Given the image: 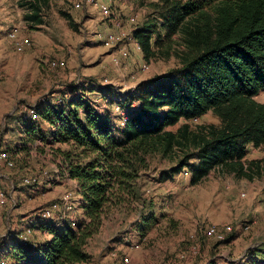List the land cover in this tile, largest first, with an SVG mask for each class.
Masks as SVG:
<instances>
[{
	"label": "trees",
	"instance_id": "16d2710c",
	"mask_svg": "<svg viewBox=\"0 0 264 264\" xmlns=\"http://www.w3.org/2000/svg\"><path fill=\"white\" fill-rule=\"evenodd\" d=\"M37 1L29 2L32 12L24 16L34 24L41 23ZM151 6L156 17L136 28L132 37L144 62L171 56L178 67L139 83L125 96L123 126L115 127L108 113L95 112L83 93L61 106L38 104L37 121L23 112L18 129L30 134V142L51 138L68 146L63 164L77 182L84 219L75 229L41 224L39 230L51 238L35 249L11 237L10 244L0 246V260L89 263L87 245L114 211L136 213V231L145 237L157 220L138 180L155 155L177 160L160 180L189 169L192 186L215 169L248 181L264 175V159L244 161L248 145H264V104L255 100L264 91V0H155ZM208 112L218 125L191 129L183 124L175 132L167 130ZM40 122L54 127L49 136ZM27 150L26 145L8 149L16 154ZM193 159L196 164L191 165ZM253 254L264 256V248Z\"/></svg>",
	"mask_w": 264,
	"mask_h": 264
},
{
	"label": "rangeland",
	"instance_id": "374dc122",
	"mask_svg": "<svg viewBox=\"0 0 264 264\" xmlns=\"http://www.w3.org/2000/svg\"><path fill=\"white\" fill-rule=\"evenodd\" d=\"M29 2L32 0H0V127L3 130L0 148L14 160V168L5 172L12 179L9 195L13 200L6 198L7 206L0 216L3 247L9 243V232L20 224L24 212L36 213L57 202L61 194L71 192L70 186L52 188V182L56 184V176L62 175L65 167L63 153L68 151L65 145L52 143L51 139L43 143L37 137L31 142L25 138L26 152L8 151L19 146L15 143L20 131L17 125L24 117V108L52 99L54 105L61 106L65 104L61 101L63 92H75L76 97L83 93L95 112L102 116L108 113L115 127H121L126 115L125 96L139 83L178 67L177 60L171 56L157 57L149 63L143 59L138 62L133 54L129 62L123 57V49L131 54L125 41L128 35L156 17L151 6L155 0H96L97 6L86 0H38L40 24L24 19L32 12ZM13 33L15 41L26 44L23 50L16 49L15 41L9 36ZM108 36L119 40L106 46ZM142 66L147 69L142 71ZM54 93H59V97L52 98ZM255 100L264 104V91ZM183 124L195 129L218 125L219 120L208 112L193 120H181L167 130L175 132ZM40 126L47 128L45 122H40ZM258 153L264 159V145ZM147 161L148 167L140 172L138 184L142 195L154 204L156 223L142 238L134 225L136 213H108L101 229L87 245L91 257L87 264H239L250 248L257 250L264 246L260 244L264 235H256L263 233L258 228H264V207L260 209L264 202V175L248 181L215 169L192 186L189 169L160 180L162 174L175 166L176 159L155 155ZM190 164H196V160ZM30 176L38 179L37 185L22 183ZM1 179L6 191H10L8 180ZM24 189L33 191L34 195L18 202V193ZM38 222L35 229L30 228L38 230L41 224L49 223ZM212 225L218 229L230 226L232 232L218 243L204 236L205 229ZM244 225L249 229L244 230ZM6 260L8 264L15 263L9 257Z\"/></svg>",
	"mask_w": 264,
	"mask_h": 264
},
{
	"label": "crops",
	"instance_id": "0c3cea01",
	"mask_svg": "<svg viewBox=\"0 0 264 264\" xmlns=\"http://www.w3.org/2000/svg\"><path fill=\"white\" fill-rule=\"evenodd\" d=\"M102 1V0H101ZM102 2H98V4ZM127 42V47H129V50L131 51V54H129L128 51H123L125 52V55H123V57L127 60V62H129L131 60V55H135V58L137 59V61H141L142 59V53H141V50L137 44V42L133 39L132 37V33L130 35H128V37L126 38L125 40ZM117 55H118V52H117ZM59 93H54L51 95L52 98L54 97H59L58 96ZM73 95H76L75 92H68V91H65L63 92V97H62V102L63 100H68L69 97H72ZM48 101H45L43 102V100H41V103H47ZM51 104H54V99L50 100L49 101ZM88 102V101H87ZM40 103V104H41ZM57 104V103H56ZM3 124V122H1ZM46 123V126L47 128L46 129H43L41 126H40V123H39V128L43 131V133L45 135H48L54 130V127L51 126L50 124H48L47 122ZM19 127V123L17 125V129ZM19 130V129H18ZM17 141L15 143H17L18 145H23V142L26 141V139L28 140L29 137H30V134L26 133V132H22L21 130L17 133ZM28 137V138H27ZM26 138V139H25ZM48 139H51V138H48ZM48 142V141H47ZM46 142V143H47ZM14 143V142H13ZM15 145V144H14ZM66 146V145H65ZM67 149H68V146H66ZM260 148H262V146L260 147H257V148H254L252 145H248L246 147V155H245V158H244V161L246 162H250V161H258V160H262V158H260L258 156V152L260 150ZM13 159V158H12ZM6 170H11V169H7L5 167H3L2 165H0V177L1 178H5L8 180L9 182V185H10V191H6L7 189H5L6 187L4 186V182H3V179H1V182H2V190L3 192L5 193L6 197L13 200L11 197H10V193L12 192V188H13V185H12V179H9L6 177ZM62 172V175H57L56 178H55V182H52V188H58V189H61L63 188L64 186H70L71 187V191L73 192V198H72V202H73V205H74V208L72 210V212L69 214V217H68V221H67V224H65L64 226H60L58 225L56 222L58 221L59 219V213H56L53 217V219L51 220V222H49L52 226H54L56 229H62V228H72V229H75L79 223L84 219V216H83V211L81 209V204H82V198L81 196L77 193V182L75 180H71L69 177H68V173L65 172V167L62 168L61 170ZM261 178H263L261 176ZM256 179V178H255ZM255 179H253L252 181H254ZM37 185V184H36ZM56 185V186H55ZM255 185V184H254ZM35 186V185H34ZM48 185L46 186H43L44 188H47ZM37 189V188H36ZM10 194V195H9ZM31 195H34L33 194V191L31 190H27V189H24L23 191L19 192L18 193V202H23L26 197H29ZM62 195V194H61ZM75 196V197H74ZM7 202L8 200L3 203V204H0V216L2 214V212L5 210L6 206H7ZM15 204V202H14ZM52 203H50L49 205H51ZM48 205V206H49ZM264 207V202L262 204H260V209ZM263 209V208H262ZM32 211V210H31ZM6 213L8 214L9 211ZM25 214L22 215L23 213H20V215H22V217L20 218V224L18 225H15V228H11L10 230V237H15L18 239L19 241V236L22 234V232L24 231V227L29 225L31 227H33L35 229V224L36 223H39L38 220L35 218V212H24ZM75 224V228H73L71 225L72 223ZM245 226V225H244ZM32 228V235L30 237V240L32 242H35L36 245L40 244V243H43V242H46L48 241L51 236L47 233V231H42V230H34ZM23 229V230H22ZM22 230V231H21ZM258 231H263V233L261 232H258L256 235H264V228H258ZM37 235V236H36ZM204 236L206 237V235L204 234ZM35 237V239H34ZM207 239H211V238H208L206 237ZM213 240V239H212ZM215 241V240H214ZM218 243H221V242H218ZM260 244H264V241L261 240ZM256 247V246H255ZM253 248V247H252ZM250 248L249 250V253L247 255L244 256V258L240 261L239 264H264V256H256L253 254V251L254 249ZM264 248V246L262 247ZM256 250V249H255ZM12 261V260H11ZM13 262V261H12ZM9 263V262H8ZM7 263V264H8ZM13 264H16V263H13ZM83 264H87V263H83ZM231 264V263H229Z\"/></svg>",
	"mask_w": 264,
	"mask_h": 264
},
{
	"label": "built area",
	"instance_id": "2783aa9c",
	"mask_svg": "<svg viewBox=\"0 0 264 264\" xmlns=\"http://www.w3.org/2000/svg\"><path fill=\"white\" fill-rule=\"evenodd\" d=\"M86 3L97 6L96 0H86ZM102 10L107 11V8L102 7ZM9 36L13 41H15V34L14 33L10 34ZM118 40H119V38H116L114 36H108L106 41H105V44H106V46H112ZM14 45L18 51H21V50H23V48L26 47V44H24L23 42L15 41ZM122 54L125 55V52L122 51ZM115 63H116V61H115ZM52 65L54 66V64H52ZM146 69H147L146 66L141 67L142 71H145ZM135 89L132 90V93L135 92ZM134 106H135V108L139 107V105L137 103H135ZM118 108L119 107H117L116 109L118 110ZM23 112L32 121H37L39 119L38 114L35 112L34 107H32V106L25 107ZM122 119L123 120H122L121 125L123 126L125 121L127 120V116L124 114ZM2 133H3V130H2V127H0V136H2ZM0 165H2L3 167H5L7 169H13L14 168V160L5 150H2L1 148H0ZM37 181H38L37 178H35L34 176H30L28 178H24L22 183L25 186H29V185L37 184ZM6 198L7 197L2 190V182H1V177H0V204L5 203ZM72 198H73V192L72 191L62 194L57 202H54L49 206H46L44 208L39 209L35 213V218L41 222H51L54 215L56 213H59L60 214L59 219L56 223L60 226H64L65 224H67V221L69 220L68 219L69 214L72 212V210L74 208ZM71 226L73 228H75V224L72 223ZM243 229L248 230L249 226L245 225V226H243ZM231 232H232V228L230 226H224L221 229H218L217 227L212 225V226H209L208 228L205 229L204 234L206 235V237L211 238V239L215 240L216 242H223L225 240V237ZM31 235H32V229L30 228L29 225H27L26 228H24V231L22 232V234L19 236V241L23 245H27L30 248L35 249L36 243L32 242L30 240ZM135 248H137V246H135ZM0 264H7V262H6V260L2 259V260H0Z\"/></svg>",
	"mask_w": 264,
	"mask_h": 264
}]
</instances>
